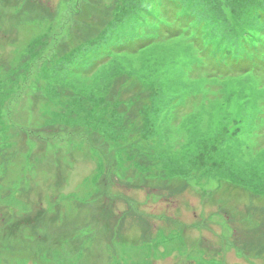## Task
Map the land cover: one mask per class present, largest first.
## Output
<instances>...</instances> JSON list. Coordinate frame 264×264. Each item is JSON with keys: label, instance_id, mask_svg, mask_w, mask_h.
I'll return each mask as SVG.
<instances>
[{"label": "rangeland", "instance_id": "obj_1", "mask_svg": "<svg viewBox=\"0 0 264 264\" xmlns=\"http://www.w3.org/2000/svg\"><path fill=\"white\" fill-rule=\"evenodd\" d=\"M250 1L0 0V264H264ZM161 5L196 39L157 31Z\"/></svg>", "mask_w": 264, "mask_h": 264}, {"label": "trees", "instance_id": "obj_2", "mask_svg": "<svg viewBox=\"0 0 264 264\" xmlns=\"http://www.w3.org/2000/svg\"><path fill=\"white\" fill-rule=\"evenodd\" d=\"M165 1L167 2V0H165ZM252 1H250V2H252ZM171 3H172V6L175 7V8H178L180 6L179 5L180 2L178 3V0H174V1L172 0ZM135 6H137V5L135 4ZM135 6H133L131 8L130 12H133L134 10L138 9ZM159 9H160V11L158 10V12H159L160 15L157 17V19L155 21L157 26L159 27L158 29H156L157 31L162 32V33L165 32L166 34L171 35V33H173L174 30H175V35L176 36H179V35L187 36L188 35V36H190V39H196L197 33H195L193 31V29L189 30V28L187 27L188 25H182L183 22L186 23V21H188V18H187L188 16L187 15L186 16H184V15L178 16L176 14V12H174V9L172 10L169 7H163V5H161ZM212 14L216 16V14H214V13H212ZM184 26L187 27V29H186L187 31H183L182 30V28ZM196 29H199V28H196ZM142 34L145 35L146 33L141 31L140 34L136 35L137 37L132 38V39H127L122 44L114 45L111 48V51H110L111 54L110 55H128V56L136 55L141 50L149 47V45L152 44L154 42V40H152V39H141ZM172 37H174V36L172 35L171 38ZM240 38H238V42L240 44V48L241 49H240V52H239L238 59H236V61H233L232 59H230L229 63L230 64H231V62H241L242 63V61H244V63H246V62H249V63L251 62V64L254 63L259 58V55L256 54L257 50H254L255 47H253L251 45L246 47V45H245L246 43L245 44H241L240 43ZM260 39H262V37H260ZM261 41H263L262 42V46H264V36H263V39ZM224 52H225L226 55L229 54L226 51H224ZM103 54L104 53H101V55H103ZM106 57H107V54L103 58L100 57L97 60H101L102 61V60L106 59ZM97 60L94 63L96 66L101 63V61H97ZM247 70H248V68H247ZM239 185H242V184L240 183Z\"/></svg>", "mask_w": 264, "mask_h": 264}]
</instances>
